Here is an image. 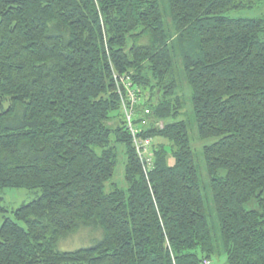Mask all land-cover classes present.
I'll list each match as a JSON object with an SVG mask.
<instances>
[{"label": "trees", "instance_id": "obj_1", "mask_svg": "<svg viewBox=\"0 0 264 264\" xmlns=\"http://www.w3.org/2000/svg\"><path fill=\"white\" fill-rule=\"evenodd\" d=\"M248 6L0 0V189L40 191L4 218L0 264H264V17L226 15ZM115 75L140 90L148 175ZM189 120L217 139L207 181ZM83 230L88 245L60 249Z\"/></svg>", "mask_w": 264, "mask_h": 264}, {"label": "rangeland", "instance_id": "obj_2", "mask_svg": "<svg viewBox=\"0 0 264 264\" xmlns=\"http://www.w3.org/2000/svg\"><path fill=\"white\" fill-rule=\"evenodd\" d=\"M245 3H248V7L242 8L239 10H233L227 13L226 15L233 19H258L264 17V0H241ZM163 4V1L161 2ZM261 39L264 40V31L261 33ZM182 90H186L183 89ZM188 109L186 107L185 111ZM189 135L191 140L192 148L197 156L198 163L200 164L202 171V178L207 181L205 166L203 164L202 159V149L206 145H211L217 141V139H208L202 140L198 136L197 128L195 123L192 124L191 120H189ZM125 164H126V156L124 154V149L120 147L119 149V157L117 161V167L114 174V178L112 183L116 184L119 189L124 191L127 190L128 186L125 181ZM205 187V186H204ZM109 189V185H107V190ZM40 196L39 190H26V189H13V188H5L0 189V205L6 210L4 212H0V227L4 221L5 217H9L14 219L13 211L18 209L24 204H28L34 200H36ZM247 210H258L261 211L258 202L256 199L251 200L245 205ZM95 237H99L100 234H94ZM90 242V238L88 237L87 231H81L77 235L70 237L67 241L63 242V248L60 249L62 251L72 250L78 247V245L84 244L88 245ZM210 264H227L226 257L224 255H216L214 256Z\"/></svg>", "mask_w": 264, "mask_h": 264}, {"label": "built area", "instance_id": "obj_3", "mask_svg": "<svg viewBox=\"0 0 264 264\" xmlns=\"http://www.w3.org/2000/svg\"><path fill=\"white\" fill-rule=\"evenodd\" d=\"M115 83L116 91L121 99L124 115L133 136L136 152L140 156L141 162L144 165L145 175H148L149 168L152 166L153 158V152L151 151L152 140L150 138L143 139L138 135L139 131H136L133 128L135 108L140 100V90L133 84L132 79L126 75L121 77L115 75ZM205 264H209V262H205Z\"/></svg>", "mask_w": 264, "mask_h": 264}]
</instances>
